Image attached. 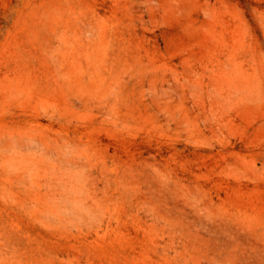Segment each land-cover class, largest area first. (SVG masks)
<instances>
[{"label":"rangeland","instance_id":"1","mask_svg":"<svg viewBox=\"0 0 264 264\" xmlns=\"http://www.w3.org/2000/svg\"><path fill=\"white\" fill-rule=\"evenodd\" d=\"M0 264H264V0H0Z\"/></svg>","mask_w":264,"mask_h":264}]
</instances>
